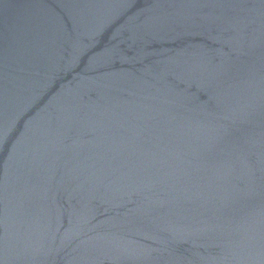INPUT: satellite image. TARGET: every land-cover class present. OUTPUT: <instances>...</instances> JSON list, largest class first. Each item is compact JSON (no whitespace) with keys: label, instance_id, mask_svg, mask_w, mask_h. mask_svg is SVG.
<instances>
[{"label":"water","instance_id":"obj_1","mask_svg":"<svg viewBox=\"0 0 264 264\" xmlns=\"http://www.w3.org/2000/svg\"><path fill=\"white\" fill-rule=\"evenodd\" d=\"M0 264H264V0H0Z\"/></svg>","mask_w":264,"mask_h":264}]
</instances>
